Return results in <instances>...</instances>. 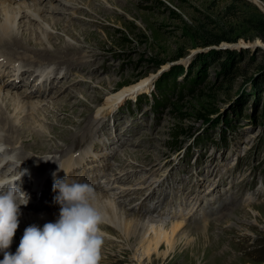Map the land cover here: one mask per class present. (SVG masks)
<instances>
[{"label": "rangeland", "instance_id": "rangeland-1", "mask_svg": "<svg viewBox=\"0 0 264 264\" xmlns=\"http://www.w3.org/2000/svg\"><path fill=\"white\" fill-rule=\"evenodd\" d=\"M51 3L55 10L47 5L42 14L58 25L48 50L55 63L47 66L68 77L39 85L36 74L28 86L20 79L16 92L47 94L40 118L49 143L68 147L83 137L64 159L90 147L81 155L84 182L95 178L102 187L121 176L106 188L127 191L120 197L126 210L131 194L134 215L139 205L165 211L160 206L171 200L164 217L152 209L143 216L168 234L176 214L186 225L156 248L151 226L142 243L120 227L102 230L100 264H264V0ZM29 208L40 215L56 207ZM47 219L31 225L54 222Z\"/></svg>", "mask_w": 264, "mask_h": 264}, {"label": "bare ground", "instance_id": "bare-ground-1", "mask_svg": "<svg viewBox=\"0 0 264 264\" xmlns=\"http://www.w3.org/2000/svg\"><path fill=\"white\" fill-rule=\"evenodd\" d=\"M43 1L46 2L44 5L41 4ZM62 1L66 5L70 4L71 2L73 3V0ZM47 5L50 6V11L55 10V7L52 8L51 0H0V91H4V87L10 85L9 88H7V90L5 91L6 96L4 97V99H0V132L3 133V136L0 139H2L3 142L9 147L12 146V149H15L16 146L21 149V147L24 145L31 146V151L33 154L40 155L36 152V149L38 147L41 153L48 151L53 155L55 154V156L51 160V164L53 167L59 168L61 177L64 178L65 175H67L70 179H74L83 183L85 180L87 181V174L83 172V168L86 165V158H70L71 160L69 163L68 160L64 159L61 162L64 164L66 163V166H62V163L59 162V160L61 159L58 158H65L67 156V153L69 152L68 150L70 148L69 145L71 144L73 146L80 142L79 139L77 140V137L79 136H77L76 134L75 136H73L75 137L74 139H70V143L66 144L69 148L58 143L52 145L51 141L49 143L50 137L47 135L48 133L45 132V128L41 124V121H43L41 118L46 112V108L42 109L41 104L46 100L47 94L45 92L40 93L31 91L28 96L30 98L27 99L23 96L24 93L18 94L16 90H14L17 88L18 84L16 78H21L20 75L25 76V74H23L22 72L27 73L28 77H34L37 74L39 85H44L47 83L48 85L51 84L52 80L54 79V75L59 73L60 68H57L55 66L50 68L49 66H47L52 62L49 57L50 52L48 53V50L54 49L52 45H50V41L52 38L50 31L54 28V26L58 25L53 15H46V13L42 14L43 12L49 11L48 9L45 10L44 8V6ZM24 34L25 36L22 37V35ZM2 45H4L3 48ZM39 48H42V50H40ZM40 56H43L42 58H45V61H42L43 59L41 60ZM69 60L71 61V59ZM26 68H30L33 71H24V69ZM38 68H41L44 71L49 72L50 74H44L40 70L37 71L36 69ZM49 77H51V79ZM1 87H3V89ZM49 101L50 100H48V102ZM28 114H31V116H29ZM26 132H28V135H26V137H32L28 142L25 141L27 138H21L22 135ZM82 138L83 137H81L82 141L80 143H84V139ZM71 140L73 142H71ZM48 143L50 145V148L55 149L46 150L48 149L49 145L45 147V144L47 145ZM42 148L43 151L41 150ZM27 158L28 160H33L31 155L29 154ZM73 165L75 166L72 167ZM77 174L79 176V179H76ZM94 174L95 173H93L92 175L91 173L90 176L93 177ZM7 175L10 174H4V176ZM111 181H107L105 186L102 187L98 186L97 184L95 185L93 179L91 181V185L94 188L101 187L100 191L95 192L96 198L94 201L96 207H98L103 215V223L100 225L101 230L108 231L111 228L117 230L118 227H120V230L128 233L124 236L129 237L132 241L142 243L145 240L148 241L144 236L145 231H147L149 226H151L150 229H152L153 234L151 235V238L148 242H150L151 245L156 248L160 245L161 242H166L167 244H169L172 241L171 238L173 233L176 231H180L186 226L183 222H181L182 219L179 218L180 216L176 214L178 217L177 219H175L176 221H172L169 224V233L171 234V236L163 228H161V226L157 228V225L154 223L156 225L154 227L153 225L149 224V222H153L156 220L150 217L146 218L147 216L143 215H147L152 209L156 211L157 217L162 218L164 217L165 211L171 207L172 201L170 200V202L164 203L163 206L159 205L162 210L163 208H166L165 211H160V209L158 211L157 207L151 208V206H146V208L142 205H139V209L137 211H139L140 213L139 215H134L135 212L132 211L133 208H130L131 204H133V201L131 200L132 194L127 198L128 202L126 203L129 208L127 207L126 210V207L123 206V204H126L122 201L121 196H123L122 194L127 193V191L123 187L118 186L122 190H120L119 192H111L109 194L108 189L106 188V186H109V189L114 187L115 185L113 184L122 182L123 178L121 176H115L113 179H111ZM116 200H120V204L116 203ZM197 201L199 202V200ZM205 201L208 200L205 199ZM206 204L208 206V202H206L205 205ZM143 205L145 206V203ZM217 206L220 205L217 203ZM29 207L32 206H21L20 208L21 215L19 217V224L13 237V241L16 243H20L24 229L30 226L31 223L40 222L38 221L40 217H43L45 219L48 218L47 220L53 219L55 221L59 215L58 204L54 206V208H56L53 211L49 212L46 210V212H42L43 214L40 215H33V212L29 213V211L26 212L27 208ZM129 209H131L132 212L128 211ZM192 209L193 208H191L190 210ZM218 209L215 210L211 207L208 212H211L213 210L217 211ZM10 248L13 249L17 247L14 246L12 242Z\"/></svg>", "mask_w": 264, "mask_h": 264}, {"label": "clouds", "instance_id": "clouds-1", "mask_svg": "<svg viewBox=\"0 0 264 264\" xmlns=\"http://www.w3.org/2000/svg\"><path fill=\"white\" fill-rule=\"evenodd\" d=\"M24 160L18 159V152L10 151L0 139V169L10 166V175H0V252H3L0 264H100L103 215L94 203L95 190L91 184L67 175L56 179L55 172L52 190L59 205L58 218L42 227L36 224L26 227L16 251H6L18 228L20 208L30 200L18 183L28 172L20 169Z\"/></svg>", "mask_w": 264, "mask_h": 264}, {"label": "trees", "instance_id": "trees-1", "mask_svg": "<svg viewBox=\"0 0 264 264\" xmlns=\"http://www.w3.org/2000/svg\"><path fill=\"white\" fill-rule=\"evenodd\" d=\"M164 87H165V85H164Z\"/></svg>", "mask_w": 264, "mask_h": 264}]
</instances>
